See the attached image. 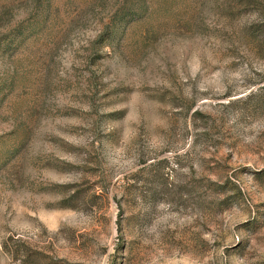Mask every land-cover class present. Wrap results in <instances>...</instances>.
Listing matches in <instances>:
<instances>
[{"label":"rangeland","instance_id":"374dc122","mask_svg":"<svg viewBox=\"0 0 264 264\" xmlns=\"http://www.w3.org/2000/svg\"><path fill=\"white\" fill-rule=\"evenodd\" d=\"M0 264H264V0H0Z\"/></svg>","mask_w":264,"mask_h":264}]
</instances>
